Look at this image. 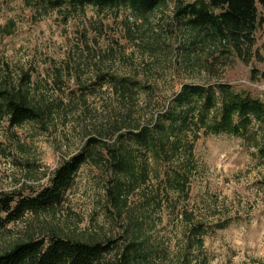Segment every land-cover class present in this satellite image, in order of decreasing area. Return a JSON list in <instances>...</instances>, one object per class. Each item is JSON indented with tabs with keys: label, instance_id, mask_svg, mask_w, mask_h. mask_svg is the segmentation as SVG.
Here are the masks:
<instances>
[{
	"label": "rangeland",
	"instance_id": "obj_1",
	"mask_svg": "<svg viewBox=\"0 0 264 264\" xmlns=\"http://www.w3.org/2000/svg\"><path fill=\"white\" fill-rule=\"evenodd\" d=\"M172 13V2L143 20L124 10H43L31 0H0V77L17 85L27 74L33 103L44 110L39 121L20 127L0 120V192L41 189L59 163L89 140L109 143L116 128L145 123L183 84H226L264 102V30L241 53L218 43L189 47ZM118 78L139 83L140 92L122 97L109 84ZM103 150L99 146L97 154ZM194 153L198 168L189 200L173 211L161 195L160 209L145 213L149 264H181L187 223L180 210L212 229L229 224L211 230L191 264H264V163L255 147L241 138L208 136L198 140ZM112 178L102 166L85 164L64 205L0 230V249L27 236L48 242L56 233L111 239L106 260H116L126 213L143 196H131L129 210L119 212L107 195ZM149 187L155 195L156 182Z\"/></svg>",
	"mask_w": 264,
	"mask_h": 264
},
{
	"label": "trees",
	"instance_id": "obj_2",
	"mask_svg": "<svg viewBox=\"0 0 264 264\" xmlns=\"http://www.w3.org/2000/svg\"><path fill=\"white\" fill-rule=\"evenodd\" d=\"M31 2L43 10L83 11L86 7L99 12L124 10L134 19L143 20L172 2V19L183 33L185 42L195 48L218 43L241 53L252 49L256 32L264 30V0ZM190 52L191 49L186 51V58L190 57ZM20 82L24 83L10 85L0 77V120H7L10 127L37 122L44 114L30 96L28 75L24 73ZM109 84L116 93L130 99L141 90L139 83L129 79L118 78ZM116 129L111 142L91 139L79 153L61 161L41 189L28 195L20 191L0 192V230L23 220L26 215L61 208L76 175L92 161L102 166L108 175H113L107 195L119 212L123 208L129 210L126 207L131 196H143L140 205L126 213L121 235L124 243L117 259L106 260L114 248L111 239L107 242L81 240L52 233L48 242L27 236L1 248L0 264H149L150 237L146 233L145 213L153 206L160 209L161 195L173 211L178 209V204L189 200L190 184L198 168L194 150L201 137L226 135L245 139L255 147L258 158L264 163V102L226 84H183L150 120ZM99 146L104 149L101 155L97 154ZM155 182L153 195L148 189ZM260 183L264 186V178ZM177 212L187 223L181 264H191L195 252L203 249L204 238L213 229V232L224 230L229 224L226 221L216 223L212 229L186 210Z\"/></svg>",
	"mask_w": 264,
	"mask_h": 264
}]
</instances>
